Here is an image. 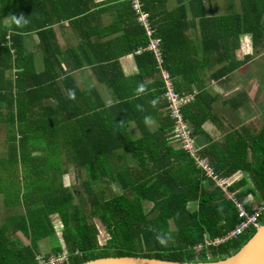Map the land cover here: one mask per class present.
<instances>
[{"label": "trees", "instance_id": "1", "mask_svg": "<svg viewBox=\"0 0 264 264\" xmlns=\"http://www.w3.org/2000/svg\"><path fill=\"white\" fill-rule=\"evenodd\" d=\"M92 1L0 0V124L7 127L5 149L0 151V264H40L42 242L56 233L54 216L63 227L67 264L109 257L211 262L237 253L255 230L214 242L239 224L238 208L196 169L186 150L173 145L175 122L163 98V79L153 84L157 91L151 97L138 96L137 90L125 96L118 90L125 79L135 82L160 73L154 52L147 48L150 39L138 21L125 35L130 46L123 51L143 49L136 55L140 73L130 79L119 62L110 67L113 80L108 84L116 92L114 105L90 104L89 110L63 111L58 119L59 114L45 106V100L56 99L66 110L89 98L69 85L75 80L64 67L72 53L79 54L71 47L63 51L55 26H79L84 21L79 19L83 6ZM238 1L240 13L218 16L208 15L203 0L190 4L180 0L181 14L169 20L160 12L163 0H143L153 35L160 39L164 68L179 95L189 96L179 88L180 69L196 72L200 67L198 51L191 57L185 53L190 11H200L194 23L200 27L201 47L206 57L213 56L222 65L221 74L233 73L252 56L236 60L243 34L253 35L254 54L263 50L264 0ZM33 34L40 40L43 71H38L37 53L25 44ZM86 46L82 41L81 48ZM151 102H161L167 109L159 118L163 124L156 132L144 131L140 139L130 138L132 121L143 122L155 115L151 111L156 109L148 107ZM190 109V105L183 108L184 118L193 122L196 135L201 134V118L190 116ZM49 114H55L54 118ZM251 126L254 132L244 126L235 128L201 151L219 179L230 180L239 173L248 176L229 187L242 203L250 196L264 202V118ZM66 162L86 176L77 187L71 186ZM102 181L110 186L112 198L101 194ZM78 197L82 203L76 202ZM194 203L197 207L191 208ZM254 205L247 202L245 207L253 213ZM101 227L109 238L104 244ZM18 233L31 244L17 238ZM62 253V244L52 249L53 256Z\"/></svg>", "mask_w": 264, "mask_h": 264}, {"label": "crops", "instance_id": "2", "mask_svg": "<svg viewBox=\"0 0 264 264\" xmlns=\"http://www.w3.org/2000/svg\"><path fill=\"white\" fill-rule=\"evenodd\" d=\"M190 1L191 2L186 4H190L195 0ZM203 1L208 15L222 16L234 13L238 14L242 11L238 0ZM128 3H131V6H128ZM179 5L180 0H163L160 12L164 17L166 16V18L172 20L170 16L178 17V15L181 14L178 10ZM83 7L84 13L80 14L81 17L79 19H83L84 21L81 22L79 26L63 23L62 25H56L55 29L58 33V39L62 45L63 51L71 47L73 50L76 49V52L79 54L72 53L71 61L68 62L65 60L66 64L64 63V68L67 72L72 74L75 80V84L72 82L69 84L71 89L77 88V90L84 94H89V98H87L88 103L86 102L87 100L78 102L77 106L72 103L69 108L66 107V110H63L62 107L60 108L58 106V101L56 99L45 100V106L49 109L51 107L52 111L59 114L57 119L61 118L63 111L76 112L78 109L86 108L89 110L90 104L114 105L117 102L116 92L108 82L113 80L110 72L112 69L110 67L116 62L120 63L126 78L131 79L137 77L140 73L136 55L140 54L143 49H137L135 52L123 51L125 46H130L127 43L125 35L132 29L134 23L138 21L137 15L132 10V2L130 0H93ZM199 13L200 11H190L188 13L189 26L185 33L188 38L187 43L191 46L192 52H190V47L188 45V49H185V53L191 57L198 51L197 57L200 67L196 68V72H193V69H180L176 79L179 81V88L184 91L181 93L189 94L187 97L193 99L189 104L190 107H192L189 111L190 116L197 117V120L201 118L202 133L198 135L195 133L193 134L195 138V149L201 154L202 149L208 146L210 142L223 140L226 134L233 131V129L244 126L253 131L254 128H252L251 123L256 119H260L259 116L263 122L264 113L262 110L264 106H262V110L259 108L257 110L255 101L257 94L255 95L256 90H254L257 87L251 86L250 82H258V88L260 87V82H264V48L260 52L263 54L261 65L259 61L257 62V55L260 53L254 54L253 35L251 33L243 34L241 36V46L235 51L236 60L243 61L248 58L247 55L252 54V56L243 66L233 73L221 74L222 65L216 63L215 57H206L203 52V46L201 47L200 27L198 23H194L197 20H195L194 15H198ZM120 39L122 41H119ZM82 41L87 43V46L84 48H81ZM25 44L30 50L37 53V68L38 71H43V53L38 36L36 34L31 35L27 38ZM112 45H115L114 49ZM254 63H256L255 66H253ZM193 74L197 75L193 79L197 84L191 82L190 78ZM8 75L10 77L13 76L11 72ZM160 77L162 78L161 74L156 73L153 76L149 75V77L136 80L135 82H129V80L125 79L124 87L118 88V90L122 91L125 96H128L126 95L128 92L131 93L137 90L138 96L144 95L145 97H151V94L157 91L153 84ZM246 81H248V84ZM140 85H144L145 87L143 93L138 91ZM65 94L67 95L66 91ZM239 96L242 97L240 98L242 102H239ZM198 97H200L201 100L196 103L195 100ZM159 105H161L160 108ZM148 107H154L156 109L155 111L150 110L151 112H155V115L147 118L143 122H138L137 120L132 121L128 128L130 138L134 140L140 139L144 131L156 132L160 128V125L163 124L159 118L167 114V109L163 108L162 103L151 102ZM198 108L203 109V111ZM259 112H261L260 115H258ZM49 115L53 118L55 116V114ZM187 122L192 126L194 132L193 122L188 118ZM1 125L5 126L4 123ZM6 138L3 141H6ZM173 145L177 149L180 148L179 144ZM188 156H190L194 162L196 169L203 174L202 169L192 157V154L188 153ZM202 159L204 162H208L213 168L208 159L204 157ZM246 178H248L247 175L239 173L235 175L229 183H238ZM249 182L250 185H248V188L251 189L250 186H253V184L251 181ZM248 200L247 202H249ZM250 200L252 202L250 201L249 203H255L256 206L255 200ZM247 202H244L245 206ZM190 207L195 208L197 205L196 203L190 204ZM252 209L254 211V207ZM220 238L221 237H218L216 239ZM208 243L210 244V241H208ZM202 246L203 244H199L198 249H201Z\"/></svg>", "mask_w": 264, "mask_h": 264}, {"label": "built area", "instance_id": "3", "mask_svg": "<svg viewBox=\"0 0 264 264\" xmlns=\"http://www.w3.org/2000/svg\"><path fill=\"white\" fill-rule=\"evenodd\" d=\"M130 1L133 4V11L137 15L139 23L143 25L150 39L147 48L154 52L156 56L157 65L164 82L165 93L163 98L168 103V111L175 122V130L173 131L175 138L173 139V141L175 143H178L186 151L192 154V157L197 161L203 173L206 175V178L210 181H213L216 186L226 194V197L228 199H231L238 208L239 218L241 219L239 224H237L231 231H229L226 235L222 236L220 239H215L214 242L216 244H220L258 229L263 224L264 203L256 205L253 213L248 212L245 207V204L235 200L234 195L230 194V185L226 181L218 179L214 169L199 157L198 151L195 149V138L193 137V128L188 124V122L184 118L183 113V108L189 105L193 99L181 96L176 92L174 88L173 78L170 76L169 72L164 68L163 56L159 45L160 39L153 35V27L149 20L148 13L144 10L143 0ZM54 257L60 258L61 256ZM66 262L67 259L62 262H57L56 264H64Z\"/></svg>", "mask_w": 264, "mask_h": 264}, {"label": "rangeland", "instance_id": "4", "mask_svg": "<svg viewBox=\"0 0 264 264\" xmlns=\"http://www.w3.org/2000/svg\"><path fill=\"white\" fill-rule=\"evenodd\" d=\"M259 55H257L258 56L257 57V62L259 61L260 64L262 65V55L263 54H261L260 56ZM255 65H256V63L253 64V66H255ZM196 76H197L196 74H193L191 76L190 79H191L192 83L195 82L193 79ZM243 77H245V76H243ZM246 83L248 84V81H246ZM250 85L257 87V88L254 89V90H256L255 95L257 94L256 99H255L256 108H257V110H258V108L260 110H262V106H264V82H260V87L259 88H258V82H256V81H251ZM262 111L264 113V107H263ZM260 113L261 112H259L258 115H260ZM259 118H261V117L259 116ZM253 123L259 124V123H261V120L260 119H256ZM6 132H7L6 127L0 124V134H1L0 135V151H3L5 149V144H4L5 141H3V140L6 138V135H7ZM65 172L67 173V176H69L70 182H71V186H73V187L74 186H76V187L79 186L80 182L83 179H86V176H84L83 174H80L78 172V170L76 169V167L73 164L70 165L68 162H66V164H65ZM98 187H99V190H100L101 194L104 195V197L106 199H110V198H112L114 196L110 186H108L105 181H102L101 185L98 186ZM248 199H249L248 200L249 202L251 201L250 199H253V201H254L253 196H250ZM76 202L77 203H82L79 197L76 199ZM256 204H257V202H256ZM53 224H54V227H56L55 228L56 233H55V235H52L50 238H48V239H46L45 241L42 242V244L44 246L43 247V253H42V256L38 258L40 264H56L57 262H62L65 259L68 260V258H69L68 251H66V249H65L66 245H65L64 240L62 238L63 227H62V224H61V222H60V220L58 219L57 216H54ZM101 230H102V233H101L100 240L104 244V243L107 242V240L109 238L107 236L106 231L104 229H102V227H101ZM16 236H17V238H20L26 245H30L31 244V241L27 240L23 234L18 233V234H16ZM58 244L59 245L62 244L63 253L62 254H58L57 257L61 256L60 258H55L53 256V254H52V249L55 246H57ZM47 256H51V257H47Z\"/></svg>", "mask_w": 264, "mask_h": 264}, {"label": "water", "instance_id": "5", "mask_svg": "<svg viewBox=\"0 0 264 264\" xmlns=\"http://www.w3.org/2000/svg\"><path fill=\"white\" fill-rule=\"evenodd\" d=\"M83 264H264V223L255 230L252 237L237 253L219 261L192 263L142 257H109Z\"/></svg>", "mask_w": 264, "mask_h": 264}, {"label": "clouds", "instance_id": "6", "mask_svg": "<svg viewBox=\"0 0 264 264\" xmlns=\"http://www.w3.org/2000/svg\"><path fill=\"white\" fill-rule=\"evenodd\" d=\"M138 91L140 92V93H143L144 91H145V87H144V85H140L139 86V88H138ZM172 143L173 144H178V143H175L174 141H172ZM180 148H183V147H181L180 146ZM184 149V148H183ZM185 150V149H184ZM188 152V151H187ZM189 153V152H188ZM198 154H199V157L202 159V157H201V154L198 152ZM203 160V159H202ZM208 163V162H207ZM209 164V163H208ZM210 166V165H209ZM219 179V178H218ZM221 180V179H220ZM232 179H230V180H223L222 179V181H226L230 186H232L233 184H235V183H233V184H230L229 182L231 181ZM229 186V187H230ZM231 195H233L232 193H230ZM226 195V194H225ZM228 199V198H227ZM229 200H231V199H229ZM252 202V201H251ZM260 203H264V202H260ZM260 203H258V204H260ZM258 204H256V205H258ZM254 208H255V205L253 206ZM263 223H264V219H263ZM160 242L161 243H164L165 241L163 240V239H161L160 240Z\"/></svg>", "mask_w": 264, "mask_h": 264}, {"label": "bare ground", "instance_id": "7", "mask_svg": "<svg viewBox=\"0 0 264 264\" xmlns=\"http://www.w3.org/2000/svg\"><path fill=\"white\" fill-rule=\"evenodd\" d=\"M66 260V259H65ZM67 264V263H66Z\"/></svg>", "mask_w": 264, "mask_h": 264}]
</instances>
